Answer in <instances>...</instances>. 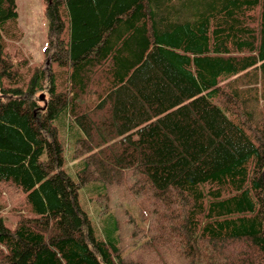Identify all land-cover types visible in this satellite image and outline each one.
<instances>
[{
	"label": "trees",
	"instance_id": "1",
	"mask_svg": "<svg viewBox=\"0 0 264 264\" xmlns=\"http://www.w3.org/2000/svg\"><path fill=\"white\" fill-rule=\"evenodd\" d=\"M46 2L48 66L23 86L0 0V264H264V0Z\"/></svg>",
	"mask_w": 264,
	"mask_h": 264
},
{
	"label": "rangeland",
	"instance_id": "2",
	"mask_svg": "<svg viewBox=\"0 0 264 264\" xmlns=\"http://www.w3.org/2000/svg\"><path fill=\"white\" fill-rule=\"evenodd\" d=\"M18 16L16 19L9 20L3 27V55L14 63V69L19 73V84L27 85L32 74L39 67L46 68L48 61L45 60V48L48 45V33L50 27L49 16L47 14L46 0H16ZM54 70H59L57 63L52 64ZM11 80V79H10ZM8 82V81H7ZM39 96L45 94L44 91L38 92ZM41 98L42 101H45ZM264 103L261 104V107ZM63 118V114L61 115ZM55 123L59 127V135L64 145L65 161L63 168L74 178H77L76 171L81 167L82 157L75 156L76 138L82 135L81 130H77L74 126L73 119L64 117L63 122L58 119ZM250 126L255 127V120L247 122ZM248 132L253 129L247 125L244 126ZM64 137V138H63ZM102 185L98 182L85 184L81 188L80 202L82 207L89 213L93 226L99 235L107 238V232L112 234L114 225L111 212H104L103 209L95 201L97 193L102 190ZM8 206L3 214L5 222L10 228L16 226L18 215L10 213ZM135 217H137L136 206H130Z\"/></svg>",
	"mask_w": 264,
	"mask_h": 264
},
{
	"label": "water",
	"instance_id": "3",
	"mask_svg": "<svg viewBox=\"0 0 264 264\" xmlns=\"http://www.w3.org/2000/svg\"><path fill=\"white\" fill-rule=\"evenodd\" d=\"M44 95H45V94H43V93L41 94V98H42V99H44Z\"/></svg>",
	"mask_w": 264,
	"mask_h": 264
}]
</instances>
